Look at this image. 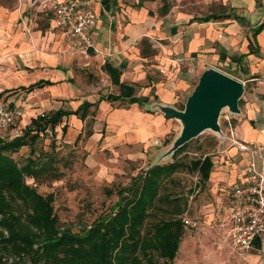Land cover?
<instances>
[{"label": "crops", "instance_id": "obj_1", "mask_svg": "<svg viewBox=\"0 0 264 264\" xmlns=\"http://www.w3.org/2000/svg\"><path fill=\"white\" fill-rule=\"evenodd\" d=\"M43 1L51 4L52 29L59 30L54 23L55 4L65 0ZM29 2L0 0V61L13 56L4 64L5 71L0 76V86L6 89L1 92L0 101L23 107L24 117L16 124L25 122L26 106L4 96L14 92L10 85L21 80L23 83L16 89L30 95L50 90L54 97H59V85L69 79L70 68L64 65L70 59L72 42L68 39L70 45L61 40L59 55L45 53V44L38 33H33L29 17L24 16L30 9ZM80 2L92 10L97 19L93 31L96 51L81 57L96 69L102 70L109 64L119 71L117 84H112L104 71L110 82L109 94L119 100L99 103V111L109 112V116L105 123L106 135L100 134L96 139L116 149L146 144L158 160L169 149L170 144L163 146V140L168 134L181 130L179 122L165 118L161 108L183 110L201 74L212 68L244 85L234 140L256 142L263 148L253 155L240 153L232 145L231 137L226 135L223 139L227 149L221 151V157L211 159L215 169L212 173V168L210 170L211 180L216 177L223 185L232 187L248 176L246 170L250 159L256 170L264 167V0H229L228 9L221 14L196 17L169 6L165 0ZM71 49L75 50L73 46ZM19 54L25 55L22 65L29 70L15 78L13 68L17 66ZM45 67L55 68L46 70ZM33 69L37 70L31 71ZM41 81L51 84L29 90ZM84 101L96 103L91 99L83 100L77 107ZM226 198L222 202L218 197L221 215L213 231L220 241L226 240L228 195ZM207 217L212 220L213 216Z\"/></svg>", "mask_w": 264, "mask_h": 264}, {"label": "rangeland", "instance_id": "obj_2", "mask_svg": "<svg viewBox=\"0 0 264 264\" xmlns=\"http://www.w3.org/2000/svg\"><path fill=\"white\" fill-rule=\"evenodd\" d=\"M165 1L169 6L195 17L221 14L229 6V0ZM8 2L13 3V0ZM29 3L30 9L24 16L29 17L33 33H38V37H41L45 44L43 51L47 54L59 55V42L63 40L66 44H70V41L63 32L60 31V34L59 30L52 29L49 7L51 4L43 0L34 2L30 0ZM20 23L21 20L18 24ZM71 47L70 59L64 65L70 68L69 79L65 84L59 85L60 96L54 97L50 90L34 92L30 95L25 90L16 89L23 82L15 81L14 85H10L12 89L14 88V92L4 96L25 105L27 117L24 123L0 131V141L11 142L14 138L23 135L32 120L43 113L53 114L60 108L67 111L74 110L77 103L83 100L91 99L97 103L88 110L83 122L74 116L63 117L55 130L48 128L47 133L41 134L35 144L8 153L21 167L28 162L33 149L36 150V157L41 163L53 160L51 167L56 170L54 173L40 175L37 179L26 178V183L43 196L54 195L53 206L59 226L69 229L73 234L81 232L97 218L116 212L114 206L117 201L122 197H129V194L123 190L130 185L133 178L144 173L152 165L174 163L176 168L170 175L161 179L162 186L159 191L161 208L168 212L178 208L183 209L181 215L175 216L181 221L183 234L172 264H264V255L254 251L240 252L232 248L227 240L222 238L220 241L213 232L216 220L221 215L222 206L218 203V197L222 202L226 201L231 187L230 184L223 185L221 181L216 180V177L211 180L214 168L208 181H202L199 173L193 170L192 163L205 156L211 159L221 157V151L227 149L222 136L206 130L188 142L186 147L175 156L170 155L159 162L155 161L157 156L154 157V152L150 151L146 144L128 145L120 149L103 145L102 141L96 138L100 134L106 135L105 123L109 112L99 111L101 102L98 100L109 95L110 82L103 68L96 69L87 59L81 57L82 53L79 50L73 51ZM72 53L74 57L71 56ZM12 57H5V60L0 61V76L5 71L4 64ZM24 57L25 55L19 54L16 58L17 66L13 68L15 78H19V74L23 71L29 70V67L22 65L25 63ZM35 70L37 69L31 71ZM4 89V86H0V93ZM226 116L230 118L233 127L239 120V115H232L224 109L219 119L224 135H227ZM178 134L179 129L172 135L168 134V138L163 140L166 144L162 142L163 146L169 143L170 148ZM152 149L156 150V147ZM207 215L213 216L212 220ZM167 218L169 214L162 215L157 212L148 221L154 223ZM184 220H189L192 227L185 226ZM3 254L8 256L6 253ZM26 260L30 264L27 258ZM159 262L163 264V260Z\"/></svg>", "mask_w": 264, "mask_h": 264}, {"label": "trees", "instance_id": "obj_3", "mask_svg": "<svg viewBox=\"0 0 264 264\" xmlns=\"http://www.w3.org/2000/svg\"><path fill=\"white\" fill-rule=\"evenodd\" d=\"M103 70L112 84L118 83L117 69L105 64ZM50 84L41 81L29 90ZM2 96L1 93L0 99ZM117 100L119 97L109 94L98 102ZM96 104L84 101L75 110L59 109L53 114L41 115L32 120L23 135L11 142L0 141V250L3 251L0 264H28L26 258L30 264H160L159 260L172 264L183 234L181 221L175 216L181 215L183 209L168 212L161 208L159 191L161 179L170 175L176 164L150 166L123 190L129 197L117 201L115 213L99 217L73 234L59 226L54 195L43 196L26 183V178L37 179L54 173L53 160L41 163L33 149L28 162L21 167L8 155L35 144L48 128L55 130L63 117L75 116L84 121L88 110ZM212 165L211 158L205 156L194 161L192 168L206 182ZM157 212L169 214V218L149 222Z\"/></svg>", "mask_w": 264, "mask_h": 264}, {"label": "built area", "instance_id": "obj_4", "mask_svg": "<svg viewBox=\"0 0 264 264\" xmlns=\"http://www.w3.org/2000/svg\"><path fill=\"white\" fill-rule=\"evenodd\" d=\"M55 27L72 42L82 54L95 52L93 31L96 16L80 0H65L55 4ZM24 117L23 107L0 101V131L7 130ZM227 135L240 153H255L263 146L256 142H238L234 140V127L230 118L225 117ZM226 135H224L225 137ZM248 176L231 187L228 193L226 240L232 248L248 253L256 251L264 255V167L256 170L250 159L246 170ZM191 226L189 220L183 221Z\"/></svg>", "mask_w": 264, "mask_h": 264}, {"label": "water", "instance_id": "obj_5", "mask_svg": "<svg viewBox=\"0 0 264 264\" xmlns=\"http://www.w3.org/2000/svg\"><path fill=\"white\" fill-rule=\"evenodd\" d=\"M243 93L244 85L241 82L218 70H205L187 98L183 110L161 108L165 118L179 122L181 130L168 151L156 162L166 159L206 130L224 138L219 124L221 113L227 109L232 115H240L238 105Z\"/></svg>", "mask_w": 264, "mask_h": 264}]
</instances>
